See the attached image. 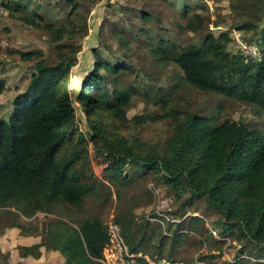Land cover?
I'll return each instance as SVG.
<instances>
[{"label":"trees","instance_id":"obj_1","mask_svg":"<svg viewBox=\"0 0 264 264\" xmlns=\"http://www.w3.org/2000/svg\"><path fill=\"white\" fill-rule=\"evenodd\" d=\"M66 4L70 13L78 11L76 1L66 0ZM182 9L181 16L187 20L178 23V29L199 31L202 15L190 18V6ZM254 9L256 26L245 30H259L254 43L246 42L262 52L259 60L233 53L223 32H208L186 47L160 38L149 55L164 68L176 66L180 71L176 81L185 88L230 96L264 114V21L259 16H264V4ZM1 10L19 13L26 25L44 22L50 39L60 45L58 61L36 62L26 88L12 100L11 113L0 119V216H14V228L39 238L18 245V258L39 259L45 248L58 252L62 264H102L99 259L108 242L103 217L112 210L130 253L179 261L188 233L204 226L200 217L184 218L185 206L195 201L218 212L212 227L219 237L264 250V133L260 129L250 128L244 119L217 120L188 102L175 108L174 93L163 96L158 94L161 90L138 94L147 103L153 96L162 99L161 113L128 117L131 99L138 93L120 75L129 70L128 65L107 62L92 50L93 66L76 95L87 122L82 132L68 87L74 56L80 50L68 42L80 32L72 31L68 19L56 27L14 0H0ZM142 17L147 21L149 15L143 12ZM80 20L86 30V17ZM4 89L0 79V94ZM89 145L106 162L101 176L93 171ZM147 173L162 179L179 203L172 212L174 221L152 222L157 213L137 218L135 210L144 198L132 193L131 187ZM142 196L151 199L152 194L146 189ZM37 213L45 214L41 225L36 221L28 227L18 221ZM184 221L186 230L181 226ZM217 243L218 249L226 245L225 240ZM140 261L146 264L144 257Z\"/></svg>","mask_w":264,"mask_h":264},{"label":"rangeland","instance_id":"obj_2","mask_svg":"<svg viewBox=\"0 0 264 264\" xmlns=\"http://www.w3.org/2000/svg\"><path fill=\"white\" fill-rule=\"evenodd\" d=\"M14 1L27 6L30 14L36 10L43 15L45 22L56 27L68 19L72 31L80 32V35L72 37L68 42L80 48L74 56L75 65L69 74L68 87L73 99L76 123L82 132L86 131L87 122L76 95L83 77L93 66L92 50H97L105 61L112 64L124 61L129 67L127 72L120 75L123 83L134 87L138 93L131 99L127 110L128 117L134 114L161 113L162 99L153 96L147 103L139 95L145 92L152 95L161 90L158 94L164 96L171 91L174 93L172 105L175 108L180 109L188 102L200 107L203 114L214 116L217 120L244 119L250 128H258L264 133V114L255 112L230 96L206 92L203 88H185L181 82L176 81L175 74H180L176 66L168 65L164 68L162 64H155L149 55L150 47L160 38L186 47L198 43L208 32L215 35L223 32L229 36L227 44L233 53L239 52L252 58L247 48L242 50L237 46L235 34L239 35L244 44L248 45L246 41L249 40L251 43L256 41V32L259 29H245L251 24L254 26L258 21L254 8L255 5L264 4V0H74L79 7L73 13H70L71 8L66 0ZM185 5L191 8L190 18L196 13L202 15V25L197 32L188 33L177 27L178 23H186L187 19L181 16L182 7ZM143 12L149 15L147 21L142 17ZM81 16L86 17V30L80 20ZM259 16L264 21V16ZM19 18L20 14L17 12L0 11V79L5 84V89L0 94V119H6L11 113L12 100L26 88L34 64L40 60L50 65L58 61L60 45L50 39L44 22L40 21L39 25H26ZM24 52L31 53V57H22L20 53ZM88 152L94 173L101 176L106 162L95 154L90 145ZM146 189L151 192V199L142 196ZM131 192L144 198L143 205L135 210L137 218L157 213L159 217L151 218L152 222L161 220L160 218L165 221L175 220L172 212L179 203L173 200L168 186L155 174L140 176L139 182L131 187ZM185 210L184 218L188 215L200 217L204 226H199L198 231L188 233L177 260L183 264H190L192 260L196 264H222L224 261L264 264V250L233 241L229 236L219 237L212 227L213 222L219 219L216 210L207 208L202 201H195L190 207L185 206ZM112 212L109 211L103 217L105 223L113 220ZM44 219L45 214L37 213L32 218L20 217L18 221L30 227L31 222L37 221L41 225ZM14 221L12 215L0 216V264H62L63 257L58 252L45 248H41L42 256L39 259L18 258V245L31 244L39 238L22 234L18 228L12 226ZM181 226L186 230V221ZM224 240L226 245L218 249L217 242Z\"/></svg>","mask_w":264,"mask_h":264},{"label":"built area","instance_id":"obj_3","mask_svg":"<svg viewBox=\"0 0 264 264\" xmlns=\"http://www.w3.org/2000/svg\"><path fill=\"white\" fill-rule=\"evenodd\" d=\"M237 46L242 50L246 48L251 53L252 58L260 59L262 52L255 45L242 43L239 35L235 34ZM108 242L104 247L102 256L99 261L102 264H144L140 258L145 259L146 264H183L180 261H169L166 259L151 260L147 256H142L140 253L134 254L128 251V248L121 236L120 228L112 219L107 223Z\"/></svg>","mask_w":264,"mask_h":264}]
</instances>
